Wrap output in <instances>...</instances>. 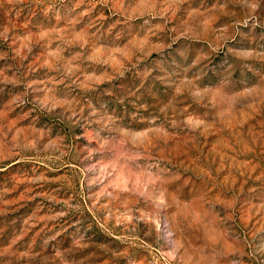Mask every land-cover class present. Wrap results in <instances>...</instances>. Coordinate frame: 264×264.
I'll return each mask as SVG.
<instances>
[{
	"label": "rangeland",
	"instance_id": "rangeland-1",
	"mask_svg": "<svg viewBox=\"0 0 264 264\" xmlns=\"http://www.w3.org/2000/svg\"><path fill=\"white\" fill-rule=\"evenodd\" d=\"M0 264H264V0H0Z\"/></svg>",
	"mask_w": 264,
	"mask_h": 264
}]
</instances>
